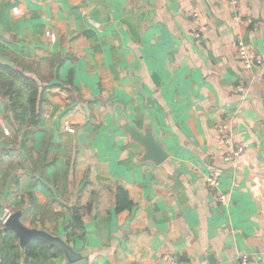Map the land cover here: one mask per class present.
<instances>
[{
	"label": "crops",
	"instance_id": "obj_1",
	"mask_svg": "<svg viewBox=\"0 0 264 264\" xmlns=\"http://www.w3.org/2000/svg\"><path fill=\"white\" fill-rule=\"evenodd\" d=\"M238 37L261 66L240 67ZM0 61L42 100L20 125L0 92L4 212L61 237L75 264H264V0H0ZM225 118L245 149L233 162ZM128 127L168 158L146 160ZM0 254L69 264L42 242L21 249L1 220Z\"/></svg>",
	"mask_w": 264,
	"mask_h": 264
},
{
	"label": "water",
	"instance_id": "obj_2",
	"mask_svg": "<svg viewBox=\"0 0 264 264\" xmlns=\"http://www.w3.org/2000/svg\"><path fill=\"white\" fill-rule=\"evenodd\" d=\"M0 63L6 65L3 61H0ZM127 130L133 139L137 140L145 147L147 151L146 160H153L157 165H160L168 158V155L163 152L151 132L141 134L132 127H128ZM23 214V211L15 212L8 216L3 223V231L5 233H12L19 240L21 249H25L28 244L42 242L60 250L69 264H75V261L81 258V255L75 253L61 237L54 236L45 230L25 227L21 221ZM2 218H4V210L0 208V220Z\"/></svg>",
	"mask_w": 264,
	"mask_h": 264
},
{
	"label": "trees",
	"instance_id": "obj_3",
	"mask_svg": "<svg viewBox=\"0 0 264 264\" xmlns=\"http://www.w3.org/2000/svg\"><path fill=\"white\" fill-rule=\"evenodd\" d=\"M9 79H3L0 75V89L2 91L3 100L7 103V111L13 120L20 125L37 124L41 117V87L34 79L27 78L12 70L7 71ZM117 199L119 209L122 204L120 200H124L125 193L119 192ZM132 207V204H128ZM27 255L30 257L34 253V248H29Z\"/></svg>",
	"mask_w": 264,
	"mask_h": 264
},
{
	"label": "built area",
	"instance_id": "obj_4",
	"mask_svg": "<svg viewBox=\"0 0 264 264\" xmlns=\"http://www.w3.org/2000/svg\"><path fill=\"white\" fill-rule=\"evenodd\" d=\"M229 6L231 8L237 9L239 6V0H227ZM14 13L16 15H20L19 9L15 8ZM237 19H241L242 15L237 11ZM51 39L54 41L56 38L55 36H51ZM237 46V52L235 54V59L240 65L241 68L248 71L253 69L254 67L261 66L262 60L259 58H255L251 55L250 51L247 48V45L245 44V41L242 37H238L236 41ZM219 141L223 147V157L226 162H233L238 157H240L244 153V145L238 144L233 139V132L231 128V120L229 118H225L222 121H220L216 125ZM64 131H66L69 134H75L76 130L71 127L70 124L65 123L64 125ZM6 135H9L8 132H5ZM208 186L210 188H215L218 186V182L214 178L208 179ZM219 201L221 203L227 204V197L224 195H221L218 197ZM12 213L9 209H7L4 212V218L1 219L2 223L5 222L8 216H10ZM0 264H4L3 258L0 254ZM176 264V263H173ZM239 264H248V257L246 255L239 258Z\"/></svg>",
	"mask_w": 264,
	"mask_h": 264
}]
</instances>
